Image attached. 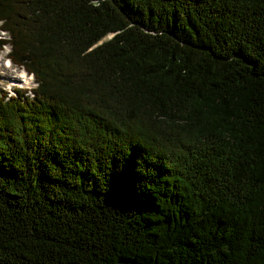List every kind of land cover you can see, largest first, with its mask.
Segmentation results:
<instances>
[{"label":"trees","instance_id":"1","mask_svg":"<svg viewBox=\"0 0 264 264\" xmlns=\"http://www.w3.org/2000/svg\"><path fill=\"white\" fill-rule=\"evenodd\" d=\"M32 94L0 89V264H264V0H0Z\"/></svg>","mask_w":264,"mask_h":264},{"label":"rangeland","instance_id":"2","mask_svg":"<svg viewBox=\"0 0 264 264\" xmlns=\"http://www.w3.org/2000/svg\"><path fill=\"white\" fill-rule=\"evenodd\" d=\"M6 50H7L6 48L3 50H0V55H1V59H0V83H1V79L4 77H8L9 74H10L9 76L18 75L21 68H22V67H18L14 63H12L11 66L10 65H8V66L3 65L2 58L4 57V53Z\"/></svg>","mask_w":264,"mask_h":264}]
</instances>
